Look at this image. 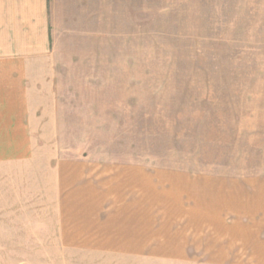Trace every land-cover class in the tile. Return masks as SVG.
Segmentation results:
<instances>
[{
	"label": "rangeland",
	"instance_id": "1",
	"mask_svg": "<svg viewBox=\"0 0 264 264\" xmlns=\"http://www.w3.org/2000/svg\"><path fill=\"white\" fill-rule=\"evenodd\" d=\"M108 5L105 22L60 37L44 61L32 160L0 166V264H220L57 244L50 165L74 158L264 174V0Z\"/></svg>",
	"mask_w": 264,
	"mask_h": 264
},
{
	"label": "crops",
	"instance_id": "2",
	"mask_svg": "<svg viewBox=\"0 0 264 264\" xmlns=\"http://www.w3.org/2000/svg\"><path fill=\"white\" fill-rule=\"evenodd\" d=\"M108 0H0V166L33 158L35 86L60 37L105 22ZM57 244L138 261L264 264V174L144 163L50 165ZM204 246L206 248H204Z\"/></svg>",
	"mask_w": 264,
	"mask_h": 264
}]
</instances>
